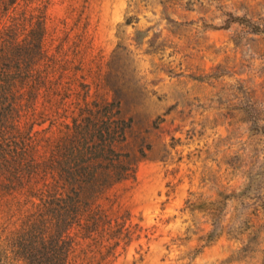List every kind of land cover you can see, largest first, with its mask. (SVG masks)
Wrapping results in <instances>:
<instances>
[{
    "label": "rangeland",
    "instance_id": "obj_1",
    "mask_svg": "<svg viewBox=\"0 0 264 264\" xmlns=\"http://www.w3.org/2000/svg\"><path fill=\"white\" fill-rule=\"evenodd\" d=\"M159 1L0 0L21 41L45 27L17 137L44 164L89 105L120 104L140 161L69 231L68 264H264V36L246 27L264 0ZM3 178L0 264H28L15 241L47 175Z\"/></svg>",
    "mask_w": 264,
    "mask_h": 264
},
{
    "label": "trees",
    "instance_id": "obj_2",
    "mask_svg": "<svg viewBox=\"0 0 264 264\" xmlns=\"http://www.w3.org/2000/svg\"><path fill=\"white\" fill-rule=\"evenodd\" d=\"M169 2L159 1L165 12ZM130 24L129 19L127 25ZM246 27L252 34L264 36V24L249 20ZM22 30L19 24L0 26V179L8 177V183L18 186L32 182L41 173L47 175L39 195H32L40 201L38 214L27 223L25 231L19 232L15 245L19 248L31 235L29 257L19 258H25L28 264H68L72 249L66 238L69 231L80 223L100 195L135 173L140 159L121 151L129 127L119 117L120 104L108 103L89 105L84 121L73 123L71 133L57 145L50 159L44 164L36 163L28 140L17 137L14 125L22 91L34 83L32 98L39 92L35 66L44 57L45 27L39 23L30 32V39L21 41ZM253 103V110L258 113L257 101ZM37 238L43 245L40 253L34 252Z\"/></svg>",
    "mask_w": 264,
    "mask_h": 264
}]
</instances>
